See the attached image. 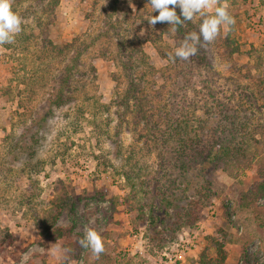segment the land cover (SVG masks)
I'll use <instances>...</instances> for the list:
<instances>
[{
  "label": "rangeland",
  "instance_id": "374dc122",
  "mask_svg": "<svg viewBox=\"0 0 264 264\" xmlns=\"http://www.w3.org/2000/svg\"><path fill=\"white\" fill-rule=\"evenodd\" d=\"M50 1L13 0L12 6L25 23L14 43L0 46V264H20L25 253L29 255L27 264H161L167 259L164 253L170 257L179 254L182 236L190 242V249L177 264H203L204 254L216 258V243L221 242L225 243L227 264H264V228L251 210H244L239 204L240 193L250 187L259 162L264 161V0H228L235 25L227 33L221 30L208 47L221 75L212 78L217 90L222 93L229 87L230 92L257 97L250 101L255 106H240L239 96L234 98L236 108L241 109L235 114L249 119L250 127L244 130L250 138L249 160L228 163L210 173L214 194L210 202L201 200L195 192V199L201 200V220L193 228L184 227L175 240L167 238L164 246L151 242L152 246L145 236L147 257L132 254L129 235L132 230L146 232L141 211L155 199L154 187L159 182L155 177L160 179L162 168L157 150L153 146L147 149L145 139L137 140L142 126H136L137 115L132 112L120 125L116 113L114 78L120 74L114 59L117 41L108 33L102 34L109 0H58L53 21L44 11ZM125 1L122 0V9ZM128 1L132 13L140 11L142 16L136 23L128 22L134 39H144L148 33L157 36L168 29L171 35L165 34L162 42L173 44L174 32L169 24L149 25L146 18L158 12H152L146 0ZM49 23L48 28H41ZM253 23L261 30H255ZM228 33L241 50L234 57L233 68L222 53V38ZM46 40L72 47L62 58L47 51ZM143 47L155 66L162 68L167 64L150 41L144 40ZM77 49H84L79 70L85 76L78 82L84 88L76 98L83 110L75 107L56 112L47 124L46 136L38 144L30 140L31 148L16 155L11 144L31 123L28 108L33 110L47 97L51 78ZM203 75L204 80L208 79ZM173 81L164 82L158 77L154 83L150 77L145 91L152 94V88L163 83L168 90ZM127 87L123 80L122 93ZM165 93L169 101V92ZM150 101L153 107L158 105L157 99ZM117 129L121 130L120 154L115 152L113 142L118 140ZM106 144L111 147L106 148ZM28 161L35 165L32 174L27 170ZM61 196L63 210L55 227L72 231L54 241L50 238L53 229L45 230V220ZM257 204L264 212V198ZM85 226L101 234L105 245L101 255L106 258L100 255L95 259L79 245ZM55 243L69 249L65 258L50 253Z\"/></svg>",
  "mask_w": 264,
  "mask_h": 264
},
{
  "label": "trees",
  "instance_id": "16d2710c",
  "mask_svg": "<svg viewBox=\"0 0 264 264\" xmlns=\"http://www.w3.org/2000/svg\"><path fill=\"white\" fill-rule=\"evenodd\" d=\"M40 2H45V0H40ZM125 2L126 5L122 9V0H109L104 20L105 29L102 34L108 33L117 41V54L114 59L120 69V74L118 76L115 74L114 78L116 82L114 104L118 108L116 113L120 119V125L133 112L137 115L136 126L142 125L139 128L137 140L145 139L148 144H146L147 149L154 147L157 150V159L162 168V174L160 179L155 177L159 182L154 187L156 194L153 203L148 204V209L143 208L141 212L147 224L145 236L148 243L160 242L161 246H164L168 242L167 238L169 241L175 240L184 227L193 228L201 220L202 198L210 202L214 195L209 179L210 173L225 164L249 160L250 138L244 131L249 126V119L246 116L239 118L235 114V110L241 109L236 108L234 98L239 96L240 106H244L243 103H251L257 97L252 98L250 94L237 91L230 92L232 89L229 87L223 89L222 93L217 90L212 78L221 75L213 63L209 45L200 48L197 54L188 61L177 59L173 62L168 58V54L174 53V49L180 45L188 33L199 31L203 18L198 20L195 17L193 21L177 26V30L172 35L173 44L162 42L163 36L169 33L168 29L163 30L157 36L148 33L144 39H134L131 30L127 27L128 22L134 20L136 23L138 19L141 20L142 16L139 15L140 11L133 14L129 9L130 1ZM57 5L58 0H51L44 10L49 14L51 21L54 20ZM12 10L17 13L15 6H12ZM176 12L180 15L179 8ZM146 20L148 21L149 18ZM49 26L50 23L43 24L41 28ZM144 40L155 45L159 56L167 61L165 66L158 68L150 61L143 47ZM221 46L224 58L229 67L233 68L236 65L234 57L241 52L240 46L234 39H231L230 33L222 38ZM45 47L49 53H57L64 58L72 46L71 44L58 46L46 40ZM83 53L84 49H77L70 53L68 63L57 69L51 78L52 85L47 97L33 110L27 105V108L31 110V123L25 128L26 132L11 144L14 146L16 155L21 154L23 149L31 148L29 147L30 140L38 144L40 138L46 136L47 124L54 118L56 112L75 107L83 110L76 99L84 88L81 89L78 83L80 78L85 76V73L79 70ZM203 74H206L209 80H204ZM150 77L153 78L154 83L158 77L164 82L170 79L174 81L170 89L167 90L166 84L163 83L152 88L154 92L150 94L145 91ZM201 79L202 81H198ZM123 80L128 83V87L122 93ZM167 91L169 101L164 95ZM154 98L158 101L155 107L150 101ZM168 103L170 104L167 105ZM254 103H251L252 106H255ZM201 111H203L202 115ZM28 112L26 109V113ZM225 131L228 132L226 135L223 133ZM115 134L118 140L113 141L114 148L115 152L120 154L121 130L117 129ZM34 152L33 150L31 157L34 156ZM255 158L256 156L252 160ZM27 165V170H30L32 174L35 165H32L31 161H28ZM258 166L250 187L240 193L239 204L242 209L251 210L260 221L259 226L264 228V212L257 204L259 199L264 198V161H260ZM174 170L177 171L175 175ZM127 178L130 180L129 176ZM195 192L201 196V200L195 199ZM57 199L52 204L45 220V230L53 229L54 235L50 238L54 241L72 231L55 227L63 210L62 202L64 201L62 196ZM9 243L13 244V240ZM223 244L225 243H216L218 252L216 258H211L207 254L202 255V263L227 264L228 257L223 250ZM101 256L106 258L104 255ZM75 257H78V251Z\"/></svg>",
  "mask_w": 264,
  "mask_h": 264
},
{
  "label": "clouds",
  "instance_id": "9594fccd",
  "mask_svg": "<svg viewBox=\"0 0 264 264\" xmlns=\"http://www.w3.org/2000/svg\"><path fill=\"white\" fill-rule=\"evenodd\" d=\"M12 4L13 0H0V46L14 43L15 37L22 31V24L25 23L23 18L12 10ZM147 5L151 7L152 12H158V15L149 18V25L167 23L173 32L177 30V26L193 21L196 16L203 18L199 31L188 33L174 49V53L168 54V58L173 62L177 59L190 60L200 48L213 43L221 34V30L227 33L235 25V19L228 11V0H148ZM177 8L180 9V15H177ZM105 147L110 148L111 145L106 144ZM78 243L82 248L89 250L95 259L105 252L101 234L92 227L85 226L84 235ZM49 251L54 256L65 258L69 249L55 243ZM28 259L29 255L25 253L20 264H27Z\"/></svg>",
  "mask_w": 264,
  "mask_h": 264
},
{
  "label": "built area",
  "instance_id": "2783aa9c",
  "mask_svg": "<svg viewBox=\"0 0 264 264\" xmlns=\"http://www.w3.org/2000/svg\"><path fill=\"white\" fill-rule=\"evenodd\" d=\"M253 28L261 30V27L258 24L253 23ZM190 242L185 240L184 237H181V241L178 244V255L169 256L167 253H164V256L167 257L166 261H162L161 264H176L178 260H182V255L186 253L188 249L187 244ZM129 250L134 255H139L141 257H147L148 249H147V240L145 238V231L142 229L131 231V234L129 235Z\"/></svg>",
  "mask_w": 264,
  "mask_h": 264
}]
</instances>
